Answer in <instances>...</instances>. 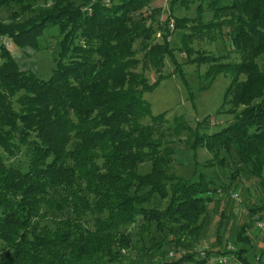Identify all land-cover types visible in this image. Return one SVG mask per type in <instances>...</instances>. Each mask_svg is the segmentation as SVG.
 I'll return each instance as SVG.
<instances>
[{
    "label": "trees",
    "instance_id": "trees-1",
    "mask_svg": "<svg viewBox=\"0 0 264 264\" xmlns=\"http://www.w3.org/2000/svg\"><path fill=\"white\" fill-rule=\"evenodd\" d=\"M44 1L36 8L32 0H0V12H10L0 21V264H211L218 256L264 264L249 256V230L264 220V198L247 206L251 223L234 246L223 245L220 221L215 249L198 248L220 189L204 167L230 168L221 192L245 177L264 189V0H197V16L172 14L174 28L167 20L161 42L144 14L151 0ZM52 28L60 37L56 68L44 80L21 69L11 49H43ZM177 32L189 64L206 65L211 82L231 80L223 107L233 120L212 134L201 124L192 131V148L204 146L212 159L195 160L189 179L172 172L166 115L153 116L144 98L169 77L167 58L185 80L170 42ZM218 38L239 62L191 46ZM147 70L159 75L155 82ZM145 165L151 168L143 173Z\"/></svg>",
    "mask_w": 264,
    "mask_h": 264
},
{
    "label": "rangeland",
    "instance_id": "rangeland-1",
    "mask_svg": "<svg viewBox=\"0 0 264 264\" xmlns=\"http://www.w3.org/2000/svg\"><path fill=\"white\" fill-rule=\"evenodd\" d=\"M32 1L36 8L45 5L44 0ZM182 1L178 0L173 5V0H151L144 14L151 17L148 21L156 30L155 38L157 42L162 41L161 35L167 20L171 19V22H174L171 17L172 14L178 18H195L197 16L199 2L192 0L193 2H190L189 7L186 8L180 3ZM228 2L230 0H222L223 4ZM206 6L207 4L205 3L203 19L208 22L212 18L213 12L208 10ZM9 15L10 12L1 11L0 21L8 22ZM181 36L182 33L173 34L170 42L172 48L176 50L177 61L182 64L185 80L177 73L176 66L167 58L163 74L169 77L163 79L144 98L151 105L153 116L166 115L162 129L166 132L167 142H170V145L176 151L172 172L189 179L195 171V160L200 164H206L212 159L211 153L204 146L198 145L195 149L192 148V143L194 142L192 131L201 124V132L212 134L222 130L233 120L232 115L227 113L230 110V106L223 107L224 95L231 80L224 75H220L211 82L205 75L207 71L206 65L199 67L189 64L187 56L179 51L182 46ZM59 38L57 29L52 28L46 31L41 38L43 49L25 48L21 50L14 46L11 50L16 56L21 69L32 71L39 78L47 80L56 68L54 52L59 48ZM4 41L6 42V40ZM191 46L196 52H203L207 55L228 56V62L240 61V55L235 52L226 39L218 38L215 41L204 39L195 41ZM194 55L196 56V54ZM259 62L263 65L264 58H261ZM139 70L141 71V69ZM145 73L150 83L155 82L159 77L153 70H147ZM178 118L185 122L186 127L184 129L177 128ZM144 123H150V118H146ZM189 127L191 129H188ZM150 168V165H145L140 168V171L144 173L149 171ZM229 169L216 164L212 168L204 167L203 172L213 179L216 186L221 189L222 185H228L231 182ZM220 189L217 194L211 195L213 201L209 204L210 222L204 232L203 239L199 243L198 248L200 250L208 249L212 251V249H215L220 221L223 222L220 226L223 245L230 244L229 246H234L233 241H235L238 230L245 223H251L247 218V206L261 205L264 198V189L250 177H245L244 182L239 184L233 182L228 193L221 192ZM161 205L162 207L165 206L166 201L162 202ZM52 217L60 218V215L52 214ZM53 220V218H50L49 223ZM249 232L252 235V243L254 245L249 255L250 260L253 262L263 260L264 263V220L256 222ZM99 264H105V262H99Z\"/></svg>",
    "mask_w": 264,
    "mask_h": 264
},
{
    "label": "built area",
    "instance_id": "built-area-1",
    "mask_svg": "<svg viewBox=\"0 0 264 264\" xmlns=\"http://www.w3.org/2000/svg\"><path fill=\"white\" fill-rule=\"evenodd\" d=\"M171 28H174V22L172 21L170 24ZM6 46L8 48H11V43L7 42ZM261 228H263V226L261 224H259ZM230 260H232V258H230V256H218L216 258H213L210 260L211 264H227L228 262H230Z\"/></svg>",
    "mask_w": 264,
    "mask_h": 264
}]
</instances>
